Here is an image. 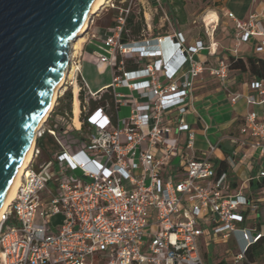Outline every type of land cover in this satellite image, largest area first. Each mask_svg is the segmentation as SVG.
<instances>
[{
    "label": "built area",
    "instance_id": "obj_1",
    "mask_svg": "<svg viewBox=\"0 0 264 264\" xmlns=\"http://www.w3.org/2000/svg\"><path fill=\"white\" fill-rule=\"evenodd\" d=\"M108 4L119 10L116 25L105 36L90 27L92 40L100 41L91 52L99 62L121 72L113 77L110 88L117 113L123 104H130V113L115 123L109 103L91 108L90 97L100 99L101 95L90 92L80 77V126L74 122L72 108L66 116L74 127L44 124L36 130L32 161L0 216V264H208L201 247L208 249L218 235L235 236L240 249L236 258H244L246 250L264 235V225L253 222L242 227L240 223L261 215L264 187L255 197L232 191L229 176L218 173L213 158L218 142H209L198 155L195 131L184 117L193 106L199 74L208 69L226 86L230 61L220 58L212 67L197 62L196 52L216 53L217 43L207 46L199 40L187 46L182 32L156 38L159 44L171 39L181 58L178 65L166 60L165 51L150 38L121 42L136 0L122 7L113 0ZM154 9H162L160 1ZM163 16L170 21L166 12ZM228 16L236 25L237 45L264 33L252 19L246 21L233 12ZM206 30L212 35L209 26ZM263 46L264 40L257 49ZM130 60L143 66L125 69ZM76 64L79 76L80 60ZM121 87L129 92L117 91ZM251 88L245 95L247 102H263L264 79L253 81ZM241 96L235 94L232 102ZM240 130L259 150L263 161L254 177L264 183V121L251 111ZM182 134H186L185 142ZM45 135L60 150L35 164L43 153L39 139ZM235 155L236 151L227 157L232 166ZM57 214L64 218L55 226Z\"/></svg>",
    "mask_w": 264,
    "mask_h": 264
},
{
    "label": "crops",
    "instance_id": "obj_2",
    "mask_svg": "<svg viewBox=\"0 0 264 264\" xmlns=\"http://www.w3.org/2000/svg\"><path fill=\"white\" fill-rule=\"evenodd\" d=\"M151 1L153 2V9L150 8L149 11H144V15L137 13L136 5L134 6V22L141 23L142 28L139 32L132 33L125 24V29L120 37L121 42L142 40L143 37L150 38L154 45H158L162 51H165L164 58L166 60H170L173 65H178L181 58L176 53V48L171 39L168 38L163 44H159L156 38L173 37L176 32H182L186 38L187 46L195 45L199 40L203 41L207 46L210 42L217 43L216 53H211L208 49H202L194 54V59L206 67L216 66L220 58L229 60L232 55L241 56L246 63L249 58L260 60V63H257L253 68L257 69L258 73L248 68V64L247 69L244 71L230 68L229 82L226 86H222L221 82L212 76L208 69H205L196 79L194 84V103L184 117L185 121L195 131L194 151L198 155L207 150L209 142H218V149L214 152L213 158L216 162L218 173L226 172L229 176L232 191L240 190L246 195L254 197L261 195L264 183L260 181L261 179H257L254 176L263 160L259 150L249 144V135L241 133L240 129L245 123L247 114L251 111H257L260 118L264 121V101L252 104L248 103L245 98V95L252 92L251 83L256 79H264V46L261 50L257 49L264 40V33L252 35L248 41H242L237 45L236 25L234 19L228 16V12H233L236 17L246 21L252 19L254 22H258L260 29L264 31V0H214L218 2L219 9H213L206 14H202L201 17L198 15L196 16L197 19L194 18L193 13L189 9L187 0H179L180 4L177 6H173L175 0ZM159 1L162 4V9L156 11L154 8ZM127 4L128 0L118 6L122 7ZM104 8L108 12L107 14H111L113 11L112 9L109 10L108 7ZM164 12L167 13L170 21L164 19ZM209 13H211L212 20L205 17ZM93 17V20H100V15ZM200 18L202 20L201 25H197V21ZM113 19L112 17L109 21H99L96 24V29L102 36L108 33L109 28L116 25V22L113 23ZM207 26H209L210 30H213L212 35L207 32ZM95 43L99 44L100 41H95ZM95 47L97 48V45L93 44L85 48L90 52H88V57L85 60L80 61L81 78L85 81L83 76L85 70L97 72L104 77L94 90H91L85 81L88 90L101 96L107 92L112 94L110 85L113 77L121 72L116 67H111L108 63L99 62L97 55L91 52ZM235 48H237L236 54L234 53ZM118 59H121L120 54H118ZM145 62H147V59L143 60V63ZM142 66L143 64L135 65L133 61H127L124 65L125 69H135ZM127 91L129 92L128 89ZM237 93H241L242 96L237 101L232 102L233 96ZM134 94L136 95V93ZM122 108L128 112L126 115L128 116L131 108L130 104H123L120 109ZM120 109L117 113L116 105L115 109L111 105L108 108V112L112 115L115 123L123 118L119 115ZM52 112L45 123V127H56L60 125L61 120L68 119L66 113L69 112L67 110L56 114L53 108ZM205 127H208L206 131L204 130ZM185 135L182 134V142H185ZM49 140L55 143L51 137ZM39 145L42 150L45 149L43 137L39 139ZM234 151L237 152V155H235V165L232 166L227 157L232 155ZM261 210L260 216H251L245 222L240 223V226L250 227L253 222H256L257 225H264V206H262ZM229 241L238 245L237 239L233 235L227 238H223L221 235L214 236L212 244L215 247H219V245L226 244ZM201 252L206 263L210 264L207 261L209 247L207 249L205 245H202ZM215 255H217V258L214 264H217L221 259H226L218 257V251H216ZM244 258L238 260L236 258V261L240 260L242 263Z\"/></svg>",
    "mask_w": 264,
    "mask_h": 264
},
{
    "label": "water",
    "instance_id": "obj_3",
    "mask_svg": "<svg viewBox=\"0 0 264 264\" xmlns=\"http://www.w3.org/2000/svg\"><path fill=\"white\" fill-rule=\"evenodd\" d=\"M93 2L0 0V202Z\"/></svg>",
    "mask_w": 264,
    "mask_h": 264
},
{
    "label": "rangeland",
    "instance_id": "obj_4",
    "mask_svg": "<svg viewBox=\"0 0 264 264\" xmlns=\"http://www.w3.org/2000/svg\"><path fill=\"white\" fill-rule=\"evenodd\" d=\"M109 1V0H108ZM108 1L106 4H104L102 6V8L100 9V11H98V13L94 14L93 16H98L100 15V20H93V22H89L88 28L87 30L82 34V37H84L83 42L77 43L78 39L80 37H78L74 43H77L76 46L77 48L73 49V42L70 43L69 47H70V55H74V61H69L67 66V69L69 68L70 70H72V68L74 67V77L72 79H69V77L66 79L64 85L62 86V92L60 90L59 96L56 99L55 105H54V112L57 114L59 112H63V111H68L69 114H72L70 112V110L73 108V100H74V89H75V85L80 86V77L81 74H79V76L77 75V70H76V62H78L79 60H85L88 57V50H86V46H91V45H95V41L92 40L91 37V28H94L96 31H98V29H96V24L99 21H109L112 17H113V13L111 12V14H107L108 12L105 10L104 7H108L109 10H113V9H117V8H112L110 6V4H108ZM115 1V5H122L124 3H126L127 0H113ZM129 1V0H128ZM140 1V2H139ZM188 2V7L191 10V12L193 13L194 18H196V16L201 15L202 14H206L207 12H210L213 9H219L218 7V2L214 1V0H187ZM111 3V2H110ZM136 11L137 13L139 12V14L141 13V15H144V11H149L150 8L153 9V2L151 0H136ZM205 17H207L209 20H212V16L211 13H209L208 15H206ZM211 17V18H210ZM94 18V17H93ZM144 19V18H143ZM197 19V18H196ZM201 18L198 19L197 21V25H201ZM72 53V54H71ZM71 59V58H70ZM76 61V62H75ZM75 62V63H72ZM83 76L85 81L87 82V84L89 85L91 90H94L95 87H97L100 82L102 81L104 76L99 75L97 72L95 71H88L85 70L83 72ZM77 78V82H75ZM117 91L119 92H123V93H127V88L125 87H121V88H117ZM71 94V96H70ZM85 94V92H84ZM83 94V95H84ZM53 113V112H52ZM54 113V115H55ZM128 114V112L122 108L119 111V115L120 117H124ZM53 115V117H54ZM52 117V118H53ZM70 120L66 119V120H61L60 122V126L61 127H74L73 125H70ZM76 124V122H75ZM76 126L79 127V125L76 124ZM49 136L45 135L43 137V140H45V149L43 150L42 155H40L35 164H38L39 162L49 158L50 155H54V153L57 150H60V147L51 142L49 140ZM64 216L62 214H57L53 217V223L55 226H58L62 223ZM216 251H218V257L220 258H226L229 262L234 263V264H240L241 261H236V257L237 254L240 252V249L238 247V245H235V243H233L232 241L227 242L226 244H222L219 245V247H215L213 244L209 247V253L207 254V261L210 264H214L217 258V255H215ZM264 261V260H263Z\"/></svg>",
    "mask_w": 264,
    "mask_h": 264
},
{
    "label": "bare ground",
    "instance_id": "obj_5",
    "mask_svg": "<svg viewBox=\"0 0 264 264\" xmlns=\"http://www.w3.org/2000/svg\"><path fill=\"white\" fill-rule=\"evenodd\" d=\"M108 0H94L93 5L91 10L88 12V14L85 17V20L80 28V34L78 37H80L77 41V43L80 44V42H83L84 37H82V34L87 30L89 22L92 18V16L96 13H98V11H100V9L102 8V6L104 4L107 3ZM211 18V17H210ZM77 37V38H78ZM73 41V49L77 48L76 44ZM72 54V53H71ZM71 58V55H70ZM67 64H65L63 70H62V74L61 77L58 81V83L56 84V86L54 87L51 97H50V101H49V105L47 108V111L43 117V119L41 120L40 124H42V122L46 119L48 113L50 111H52L56 99L59 96L60 90L62 92L63 88L62 86L64 85L66 79L69 77V79H72L74 77V70H75V66L72 68V70H70L69 68L67 69ZM74 100H73V108H74V114H75V118H74V122H76L77 125L80 126V120H79V99H78V87L77 85H75V89H74ZM35 139H36V132H34L31 136L30 142L18 164V167L15 171L14 177L10 183V186L8 187L4 197L2 198L1 202H0V216L2 214V212L8 207V205L10 204V202L12 201V199L15 196V193L17 191V188L21 182L22 176L26 171V168L28 167V165L30 164V162L32 161L33 158V151H34V146H35Z\"/></svg>",
    "mask_w": 264,
    "mask_h": 264
},
{
    "label": "trees",
    "instance_id": "obj_6",
    "mask_svg": "<svg viewBox=\"0 0 264 264\" xmlns=\"http://www.w3.org/2000/svg\"><path fill=\"white\" fill-rule=\"evenodd\" d=\"M179 4H180V1L175 0L173 3V6H177ZM112 13H113V18H114L113 23H115L119 12L117 9L116 10L113 9ZM134 17H135V13L132 11L126 18V25L132 33L139 32L142 28L141 23L134 22ZM229 61H230V68H237V69L244 71L247 69V64H248V68L258 73L257 69H253L257 63H260V60L257 58H249L246 63L241 56L232 55L230 56ZM128 62H131V60ZM83 94H84V90H82L80 93V97L82 101L84 100ZM107 101L110 103L111 107L115 109L116 104H115L114 96L113 94H109V92L103 93L100 99H94L92 97H90L89 99L91 108L104 105V103ZM263 260H264V235L246 250L245 258L240 264H257V263L263 262ZM217 264H234V263H231L227 261L226 259H221Z\"/></svg>",
    "mask_w": 264,
    "mask_h": 264
}]
</instances>
